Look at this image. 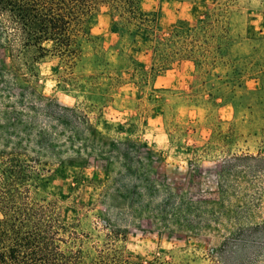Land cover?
Wrapping results in <instances>:
<instances>
[{"label": "rangeland", "instance_id": "374dc122", "mask_svg": "<svg viewBox=\"0 0 264 264\" xmlns=\"http://www.w3.org/2000/svg\"><path fill=\"white\" fill-rule=\"evenodd\" d=\"M89 24L74 61L0 31L5 179L3 151L38 159L25 186L86 264H264V0H111Z\"/></svg>", "mask_w": 264, "mask_h": 264}, {"label": "trees", "instance_id": "16d2710c", "mask_svg": "<svg viewBox=\"0 0 264 264\" xmlns=\"http://www.w3.org/2000/svg\"><path fill=\"white\" fill-rule=\"evenodd\" d=\"M109 2L0 0V31L11 35L18 57L34 51L35 62L49 53L74 61L79 39L90 35V17ZM2 155L12 177L5 179L0 171V264H86L84 236L55 212L49 199L34 197L25 186V171L38 172V159L15 148Z\"/></svg>", "mask_w": 264, "mask_h": 264}, {"label": "crops", "instance_id": "0c3cea01", "mask_svg": "<svg viewBox=\"0 0 264 264\" xmlns=\"http://www.w3.org/2000/svg\"><path fill=\"white\" fill-rule=\"evenodd\" d=\"M159 79L161 78V77H158ZM157 82H158V79H157V81H155V83H156V85H157ZM162 116V115H161ZM157 117V116H156ZM156 117H150V119L148 120V121H150V123H151V121L152 120H154ZM147 128V127H146ZM140 131L144 134V135H146V136H148V135H152L153 133H155L157 130L156 129H154L153 127L152 128H149V129H144V130H141L140 129ZM153 145V144H152ZM154 147H156L157 145H153Z\"/></svg>", "mask_w": 264, "mask_h": 264}]
</instances>
